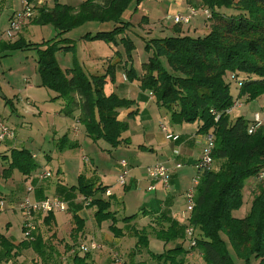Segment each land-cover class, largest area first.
I'll return each instance as SVG.
<instances>
[{"label":"trees","instance_id":"1","mask_svg":"<svg viewBox=\"0 0 264 264\" xmlns=\"http://www.w3.org/2000/svg\"><path fill=\"white\" fill-rule=\"evenodd\" d=\"M35 1L26 0L29 4ZM142 1L83 0L76 7L54 1L51 8L35 7V16L29 23L39 27L49 25L57 35L88 23H111L109 31L86 33L81 39L121 45L127 61H131L134 44L126 33L132 25L129 19L121 18L130 5L135 9ZM186 2L194 4L193 0ZM198 6L211 14L205 20L208 22L206 35H181L182 26L173 25L171 37L144 41V51L150 57L141 65V75L132 67L125 70L126 80L137 82L141 92L151 93L157 107L165 109L173 123H198L197 133L213 134L212 159L217 168L198 173L194 207L188 221L196 234L195 243L184 248L185 226L162 215L155 219L154 226L132 228L131 234L136 239L137 252L143 249L153 264H193L187 260L192 252L198 254L202 264H234L227 244L243 264H252V260L264 264V181L256 182L248 213L243 218L233 216L243 205L246 181L264 169V126L249 134L250 121L242 116L232 121L230 114L224 113L234 99L251 102L264 95V0H198ZM224 9H233L236 13L226 16ZM60 42L64 44L59 45ZM73 47L66 39L33 44L19 37L13 42H0V52L36 51L39 87L55 94L51 100L65 103L59 113L75 117L88 139L94 143L101 140L110 149L128 146L129 139L122 138L128 124L118 121L117 117L119 110L130 109L134 101L104 93L107 82L114 80L112 67L105 74L93 76H87L78 67L62 70L54 55L71 53ZM232 88L237 94L232 93ZM215 115H218L216 121ZM56 145L58 152L78 147L66 136ZM138 148L148 151L144 146ZM3 161L7 166L0 173L1 180L9 179L13 171L28 177L37 169L32 154L26 149H12ZM103 191L93 189L84 175H80L76 186L70 187L63 199L69 201L74 193L90 199L87 208L94 209L96 224L108 222L109 232L114 238H120L124 233L116 224H129L137 215L119 220L110 210V200L97 196L104 194ZM71 220L70 238L74 247L84 224L76 215ZM150 234L163 244L162 253L148 250ZM26 249H31L41 264H58L48 260L49 247L39 229L32 234L31 241L24 239L17 246L0 236V264H17L14 260ZM71 264H91V256L74 254Z\"/></svg>","mask_w":264,"mask_h":264},{"label":"crops","instance_id":"2","mask_svg":"<svg viewBox=\"0 0 264 264\" xmlns=\"http://www.w3.org/2000/svg\"><path fill=\"white\" fill-rule=\"evenodd\" d=\"M54 1H57L60 4H65L64 1H59V0H36L34 3H32V7H40L43 5L45 6L47 5L51 7ZM81 1L83 0H78V4ZM145 1H149L154 4L157 1L158 5H155L153 7L151 6V9L145 8L141 5L145 3ZM164 2H167L168 6L166 9L163 8L162 10L160 5L163 4ZM193 2L195 5L187 4L186 0H144L140 2L135 7V9L133 8L135 10L133 11L135 12V14L138 15L140 14L141 17H143V19H141L139 22L140 23L139 28L141 29L139 32L141 36L134 34L133 30L135 29L133 26L130 29V32L127 31L126 33V36L129 37L134 44V51L131 53V61H127V58L124 53V48L121 45H111L104 43L103 49L100 51L97 50L96 52L97 57L96 56L91 57L90 55H88V59L85 61V63H83V66H85L86 68V71L84 70V73L87 76L105 74L106 69L112 67L114 69V80L113 82L108 81L105 87L107 85H110L111 93H115L121 98L134 101V105L130 109L119 110L117 117L118 121L126 122L128 124V130L122 135V138L129 139L130 144L125 147H123V145H120L115 149H110L109 146L107 145V148L103 150L104 152L108 153L110 156H112L113 153H117V151H119L121 147H123L125 151L130 153V159L126 163L127 175L125 177V180L128 178L129 185H127L126 181L123 186L117 184L118 176L122 172L120 163L117 165V167L114 168L115 173L110 174L108 171L103 170L101 167H99L100 169H98V167H95L93 163L89 162L90 159L88 160L85 155L80 156L83 163H81V165L77 167V173L75 175L76 184H77V177L80 175H84V177L92 184L93 189H97V188L104 189L103 192L105 193L101 194L102 196L100 194L97 196L105 200H110L111 198H114L115 195H118L119 197L120 193H124L126 190L133 188V190L137 191V194H139L143 199L142 207L139 210V215L143 214L142 215L143 218H141L142 220L141 223L143 224L142 228L148 225L154 226L153 222L158 216L161 215L164 216L166 219L176 221L179 225L186 226L183 216V213L185 211L184 195L188 190L193 188V179L196 175V170L194 168V165L201 156L202 149L205 143V137H204L205 134L203 135L197 133L198 124H196L195 130L192 131L188 130L185 124L182 125L176 124L174 125V128H171L170 134L178 136V139L176 141L167 140L168 143L167 146L165 147L164 152H161V156L159 158H155L154 161L142 160L143 154H141L140 152L142 151V149L138 148L139 146H144L145 148L150 150V152H154L155 150L154 147H152V144H150V142L147 143V140L144 139L146 136L145 132L141 133L142 131L140 132L139 130L138 132H140V134L138 132L136 134H132L130 131L131 126L136 119L142 117L144 113H147L148 110H153L154 109L153 107H155L156 109L159 108L155 104L154 97L151 95V93L141 92L137 82L135 81L129 82L128 80H126L125 70L128 69L129 67H132L138 76L141 75V65L144 62H146V60L150 57V54L145 52L146 57L144 60H142V56L138 55V52L136 50V46L133 41L134 38L141 39L144 42L145 40L151 39L152 36L164 35L166 37H171L173 35L172 33V28L174 27L173 23L171 27H167L165 24L172 22L170 17L176 14L184 15L187 13V9L190 7H199L198 0H193ZM21 8H22L21 0H1L0 30L6 27L8 20L12 17V15L15 12L19 11ZM135 14L132 15V17L128 21L129 23H131V25H133L132 19L135 16ZM199 14L201 15L202 18L194 20V23H192L193 25L188 26L191 20H193ZM195 17L190 19L189 24L182 26L181 35H188L190 37H202L208 33V28H207L208 22H205L206 24L204 25V21H205L204 16L201 13H198ZM158 22L160 25L157 24ZM21 31L13 41L18 39L19 37L23 38L22 35L23 32L21 33ZM96 32H99L98 26L93 31L88 30L86 33H90L93 35ZM86 33L80 35V37L77 39L75 44H77L78 42L79 44H81L82 41H85L82 40L81 37ZM154 38H158V37H154ZM109 51L113 52L114 56H110ZM11 53L12 52H8V51L0 52V57L9 56ZM101 55L102 57H100ZM86 65L90 66L89 68L90 72H88ZM60 68L62 70L70 69L68 67L63 68L61 66ZM119 74H121L120 75L121 77H119ZM25 82L27 83L28 81ZM28 87L30 86H24L22 91L29 93L30 88ZM233 93L235 95L237 94V91L236 92L234 91ZM29 96L31 95L25 97L28 100V101L26 100L25 102V104L27 105L26 111L40 115L39 113L41 111L35 110V108H33V106L35 105V101L31 100ZM16 100H18L19 102L20 98H18L17 96ZM10 101L11 104H13V101H15V99H10ZM262 103L264 104V100L262 101ZM262 111H264V105H262ZM256 112L257 111H253L251 113V118L247 120L251 121L252 115ZM54 117H57V115H54ZM71 119L74 122H76V124L79 126V128L77 126V130L75 129V127H72L71 135L73 139L70 138L72 142H76L78 144V147L73 150H65L63 152H58V153L52 152L53 156L50 154L43 155V159H44L43 161L45 163L43 171H50V169H48L46 166L56 161L57 167L55 173L52 174L56 176L57 183L54 184L53 180H49L45 182L41 181L39 183V181H37V176L39 173L35 171H33L28 177L22 176L20 173L18 174V176H15L13 171L9 179L7 180L0 179V184H3L2 185L3 191L0 190V198L2 199L6 198L7 200L6 199L5 200L8 202L10 201L13 202L17 201L16 203L20 202L25 195L26 186L29 184V182L34 187V192L30 195V198L32 200H40L46 196H55L60 199H63L65 197L64 196L65 192L70 187L76 186V184L69 186L64 182L65 172L62 168H65L67 164L71 163L73 159L78 157V155L74 154L73 151H77L78 154H83V150H84L83 145L87 143L86 141H91V140L85 136L82 127L77 123V119L75 117ZM51 128L54 130L55 133L58 132V130L56 128L54 129L53 126H51ZM80 140L82 141L80 142ZM9 143H11V140L4 141L5 145H8ZM95 143H98V141ZM84 147H88V145H85ZM4 149L5 150L2 151L3 152L2 155H0L1 158L0 173L7 166L6 161H3V157L8 156L9 152L15 148L10 149L9 147H7ZM20 149H24V148H20ZM108 150L110 151L108 152ZM32 156L36 164H38L37 157L34 154H32ZM154 163H163L170 169L173 168V166L176 164L181 165V168L172 171L171 179H170V187L168 191L163 190L159 183H152L149 180V178L146 176L145 167H147V165L149 166ZM144 165L146 166L142 167ZM85 166L94 173H86ZM216 168L217 167L215 166V170ZM97 172L100 173V175H103L102 176L103 178H107V177L113 178V183H108L107 185H103L102 182L100 181L101 176H99L98 178L99 180L93 179L91 181L92 177H89V175L95 176V173ZM107 174H110V176H106ZM247 185H246L247 187H251V185H255V180H252ZM245 190L246 187L243 193L245 192ZM74 194L78 195L77 199H74L75 195L72 196L69 199V201L63 199L66 202H68V208L66 209L68 210V212L65 211L63 213H54L49 218H47L48 216L34 217L36 223V230L37 229L40 230L42 237L45 240V243L49 247L48 260H50L51 263L56 262L58 264H71V260L74 254H78L79 256H83L85 254L80 252L78 248L81 245H87L85 244L86 240H89L91 243H96L102 247L101 249L96 250L97 252L94 251V253L92 254L91 264H102L104 262L105 255H107L111 249L119 250L121 252V255L123 256L124 254L129 253L131 251H133L132 255H135V251H137V249L135 248L136 239L131 234V229L135 228L132 225V221L129 224H125L122 228H120L124 233L122 237L114 238L113 235L108 230L109 225L107 226L108 232L106 228H104L106 225L105 222L98 226L93 218L94 209L85 208L82 205V203L79 201L81 195L78 193H74ZM90 209L92 210L91 213H89ZM16 212L18 211L5 210L0 212V236L5 238L13 246L19 245V243H21L24 240L23 237L19 240H15V239H10L8 236V231L12 227V223L10 221L11 216H13V214ZM247 213H244L239 218H243ZM57 214H61L60 217L61 223L57 222L56 219ZM1 215L6 216L4 220L2 219ZM73 215L78 216L83 221L84 224L83 231L79 236L76 245L74 247H72L73 242L70 238V231L73 228V222L71 220ZM46 218L47 220L45 221L44 219ZM88 222L90 228L86 226ZM22 223H23V219L21 220V227H20L21 233H22ZM43 230H45L46 232L45 235L43 233ZM66 232L69 241L65 239L66 237L64 235L66 234ZM62 239L65 240L63 241ZM58 240H62L61 243L63 244L64 249L60 248L62 246L60 245L59 243L60 241ZM125 241H129L131 247H128ZM150 241L148 238V246ZM162 247L163 249L162 248L158 249L159 247L155 249L159 253H154L152 251L151 252L154 254H160L164 250L163 244ZM66 256L69 258L64 259ZM14 261L17 264H41L40 259L31 249L22 250L21 252H19L18 256Z\"/></svg>","mask_w":264,"mask_h":264},{"label":"rangeland","instance_id":"3","mask_svg":"<svg viewBox=\"0 0 264 264\" xmlns=\"http://www.w3.org/2000/svg\"><path fill=\"white\" fill-rule=\"evenodd\" d=\"M64 1L66 5L75 7L78 4V0H59ZM144 1V0H143ZM50 4V3H49ZM32 5V4H29ZM145 8L151 9V6L158 5L157 1L156 3H152L149 1H145V3L141 4ZM165 5V6H164ZM45 6V5H43ZM162 10L163 8L166 9L168 6L167 2H164L160 5ZM32 7V6H31ZM41 7V6H40ZM52 7V6H51ZM46 5V8H51ZM34 8L32 7V17L26 21L24 27L21 29V33L23 32V39L26 42H30L33 44H40L45 43L48 41H58L59 39H66L72 42L73 51L71 53H62V52H56L54 55V58L60 67H68V68H75L78 67L81 69V71H86L85 66H83V63L88 59V55L91 57H94L96 55L97 50H102L104 43L100 41H82L81 44L79 42L75 44L77 39L82 35L83 33H86L88 30L93 31L97 26L99 31H109L112 27L111 23L109 24H97V23H90L81 26L80 28L74 29L71 32H68L64 35H57L58 32L51 26H33L29 22L32 20V18L35 16ZM134 6H129V8L126 10V13L122 16L123 21H128L130 19V15L135 14L133 11ZM223 14L226 16H230L235 14L236 12L233 9H224ZM141 15L135 14V16L132 19L133 27L135 30H133L135 35H140V26L139 22L141 20ZM202 18L199 14L197 17H195L193 20H191L190 24L188 26H192L194 23V20ZM206 21H204V25ZM159 24V22L157 23ZM160 25V24H159ZM167 27L172 26V22H169L165 24ZM203 26V23H202ZM187 27V26H186ZM182 29V27H181ZM202 36V35H201ZM134 37V36H132ZM158 37V38H165L166 36L158 35V36H152L151 38ZM134 43L136 46V50L138 52V55L142 56V60L145 59L146 53L144 51V42L141 39L134 38ZM64 42H60L59 45H63ZM110 56H114V53L109 51ZM102 57V55L100 56ZM37 54L35 50H29V51H15L12 52L9 56L6 57H0V94H2L3 97L0 96V120L5 123L7 127H9L15 137L13 140H11V143L8 145H5L4 142H0V155H2V151H4V148L9 147L10 149H20L24 148L28 150L30 153L34 154L38 159L37 169L35 172H42L44 169V154H50L53 156L52 152L58 153L56 149V144H58L59 140L66 136V138L69 141H72V135H71V129L72 127H75L77 130V124L74 122L71 118L62 116L59 111L64 108V102L61 100L53 101L51 100L54 96V93L51 91H48L45 88L39 87V77L37 75V64H36ZM88 72L90 66L86 65ZM120 72V71H118ZM121 74H119V77ZM118 78V76H117ZM25 81H28L27 83ZM24 86H30L29 93L22 91ZM111 86L107 85L104 89V93L108 95L111 93L110 91ZM113 91V90H112ZM235 91V89L232 88V93ZM29 96L31 100L35 101V105L33 108L35 110H40V115L33 114L31 112L26 111V96ZM20 98V101L18 102L17 99ZM5 98V100H4ZM15 99L13 101V104L6 103V100ZM264 100V95L257 98L254 101L251 102H245L242 100V108L235 109L230 114V119L234 121L237 117H244L246 119L251 118V113L253 111L261 112L262 111V101ZM28 101V100H27ZM30 101V100H29ZM153 110H148L147 113H144V115L138 119H136L132 126H131V133L136 134L139 130L141 133L145 132V140H147V143L150 142L152 144V147H154V152H150V150H142L140 151L142 155V160L150 161L155 160V158H159L161 156V152H164L165 147L167 146L168 141L165 138V134L161 131L160 125L164 126L168 133H170L171 128H174L175 123H173L170 120V115L168 112H166L165 109H156L153 107ZM54 115H57V117H54ZM185 124V123H183ZM198 123L193 124H185L186 128L190 131L195 130V126ZM179 125V124H177ZM182 125V124H181ZM51 126L56 128L58 130L57 133L54 132V130L51 128ZM79 128V126H78ZM140 132H138L140 134ZM130 133V135H131ZM71 138V139H70ZM82 140H80L81 142ZM87 143L83 145V154H78L77 151H73L74 154H77L78 157L72 160L71 163L67 164L65 168H62L65 172L64 182L67 185H75L76 184V178L75 175L77 173V167L83 163L82 159L80 158L81 155H85L86 158L89 160L90 163H93L95 167H101L103 170L108 171L110 174L115 173L114 168L117 167V165L121 162L127 163L130 159V153L125 151L123 147L117 151V153H113L112 156H110L108 153L104 152L107 148V144L103 141L99 140L98 143H92V141H86ZM85 145H88V147H84ZM1 162V158H0ZM83 165V164H82ZM40 166V168H39ZM146 165L142 166L145 167ZM148 166V165H147ZM48 169H50L51 178L47 179L45 181L53 180L54 184L57 183L56 176L53 174L55 173L57 163L54 161V163H51L46 166ZM86 167V166H85ZM190 169V168H188ZM210 170H215V165L211 166ZM86 173H94L90 171L86 167ZM37 173V174H38ZM53 173V174H52ZM18 172L14 171V175L18 176ZM110 174H107L106 176H110ZM118 174V173H117ZM99 176H101L100 181L103 185H107L108 183H113V178H103V175H100V173H95V176L89 175L91 178V181L94 179H98ZM117 179V178H116ZM99 180V179H98ZM254 180V178H251L246 181V185ZM39 181V180H37ZM42 181V182H45ZM127 185L128 184V178L125 180ZM41 181H39L40 183ZM256 184V182H255ZM3 184H0V190L3 191ZM248 186V185H247ZM244 192V201L242 207L233 213V216L235 218L241 217L244 213H247V210L251 203L252 194L255 191V185H251V187H247ZM31 187L34 192V187L30 184L26 186ZM254 189V191H253ZM74 199H77L78 195L74 194ZM46 197H55V196H46ZM58 198V197H57ZM119 198V199H117ZM6 199V198H5ZM6 203L9 204H18L17 201H6ZM60 199V198H59ZM63 200V199H61ZM66 203V209L68 208V202L63 200ZM110 210L112 212L116 213V217L121 220L123 218L130 217L134 214L137 215L135 220H132V225L137 228H142V215H139V210L142 207L143 199L139 194H137V191H134L133 188L126 190L124 193H120L119 197L118 195H115L114 198L110 199ZM87 208V207H85ZM91 209L89 210V213H91ZM9 212V211H6ZM68 212V210H66ZM12 213V212H11ZM2 219L6 217L5 215H1ZM61 214L56 215V219L58 223H61ZM23 219V215L20 212H16L11 216V223L12 227L8 231V236L10 239L19 240L23 237L21 233V220ZM148 219V218H147ZM105 227L107 230V226L109 225L108 222H105ZM125 224L122 222H118L116 226L118 228H122ZM88 228L89 222L86 224ZM125 229V228H124ZM4 231V230H2ZM108 232V230H107ZM185 232V231H184ZM44 235L46 234L45 230H43ZM194 235H196L194 233ZM68 241L67 232L64 235ZM129 236V235H128ZM149 246L148 250L159 253L158 249H163L162 243L155 240L153 235H148ZM24 239V238H23ZM65 239H62L63 241ZM225 239V238H224ZM60 241V247L61 249H64L63 244ZM226 240V239H225ZM89 240L85 241V244H90ZM227 242V241H226ZM126 245L128 247H131V244L129 241H125ZM183 247L188 248L189 244L188 241L185 239L182 240ZM177 244H180L178 242ZM79 250V248H78ZM136 250V249H135ZM227 250L230 255V257L233 260L234 264H243L242 261L238 260L229 245L227 244ZM76 251V250H75ZM97 252V251H95ZM132 252L126 253L121 255V252L119 250L111 249L107 255H105L104 262L102 264H116L114 260L112 259V255H116L119 259V264H153L146 252L143 249H140V252L135 251V255H132ZM137 252V253H136ZM94 252L90 253V256H92ZM70 257V255H69ZM69 257H65L69 258ZM189 262H192L193 264H202L200 261V258L197 253L192 252L190 255H188ZM63 263V262H61ZM252 264L254 263V260L251 261Z\"/></svg>","mask_w":264,"mask_h":264},{"label":"built area","instance_id":"4","mask_svg":"<svg viewBox=\"0 0 264 264\" xmlns=\"http://www.w3.org/2000/svg\"><path fill=\"white\" fill-rule=\"evenodd\" d=\"M21 1L22 8L19 11L15 12L8 20L6 27L0 30V42L13 41L19 34L21 29L24 27L26 21L32 17V5H29L26 0ZM198 13H201L204 16L205 20L209 19L211 16L210 11L203 7H190L187 9L186 14H176L170 17V19L173 25L185 26L189 24L190 19L195 17ZM240 108H242V100L237 98L233 100L231 107L225 110L224 113L229 115L233 110ZM217 119L218 115H215V121ZM250 122L251 124L248 129L249 134L252 133L257 127L264 126V111L254 113ZM160 127L161 131L165 134L166 140L176 141L178 139V136L168 133L164 126L160 125ZM14 137L15 135L13 131L9 127H7L3 121L0 120V142L13 140ZM204 137L205 143L202 149L201 156L194 165L196 175L193 179V188L188 190L184 195L185 211L183 213V216L186 223L184 234L186 241H188L189 247L194 246L195 243L194 231L188 225V221L194 207V191L198 183V173L204 170H210L211 166L213 165L212 149L214 137L211 132L205 134ZM120 167L122 172L118 176L117 184L123 186L125 184V177L127 175V164L125 162H121ZM179 168H181L180 164H176L173 166V168L170 169L163 163H154L145 167V174L152 183H159L163 190L168 191L170 187L171 173L172 171L178 170ZM50 178V171H42L37 176V180L39 181H45ZM254 180L255 182L264 181V169H261L257 173ZM32 193L33 189L31 187H27L24 197L16 205L6 203L4 200H0V212L5 210H17L23 215L22 235L23 238L28 241L32 240V234L36 231V223L34 217L48 216L49 214L63 213L66 211V203L63 200L57 197H44L40 200H32L30 198V195ZM79 201L84 207H87L89 205L90 199H85L83 196H81L79 198ZM101 248L102 247L100 245L90 242V244L88 245H81L79 247V251L82 253H91ZM112 259L116 264H119V259L115 254L112 255Z\"/></svg>","mask_w":264,"mask_h":264},{"label":"water","instance_id":"5","mask_svg":"<svg viewBox=\"0 0 264 264\" xmlns=\"http://www.w3.org/2000/svg\"><path fill=\"white\" fill-rule=\"evenodd\" d=\"M0 96L2 97V95L0 94Z\"/></svg>","mask_w":264,"mask_h":264}]
</instances>
